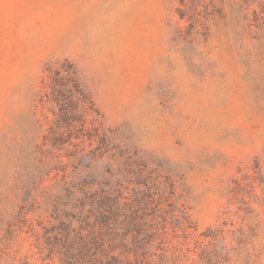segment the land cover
Masks as SVG:
<instances>
[{"label":"rangeland","instance_id":"1","mask_svg":"<svg viewBox=\"0 0 264 264\" xmlns=\"http://www.w3.org/2000/svg\"><path fill=\"white\" fill-rule=\"evenodd\" d=\"M0 192V264H264V0H0Z\"/></svg>","mask_w":264,"mask_h":264},{"label":"trees","instance_id":"2","mask_svg":"<svg viewBox=\"0 0 264 264\" xmlns=\"http://www.w3.org/2000/svg\"><path fill=\"white\" fill-rule=\"evenodd\" d=\"M182 19H185V16L182 14L180 15ZM192 26V25H191ZM69 95H65L64 93L61 95V97H57L56 103L57 105L62 109L63 114L61 116V121L65 125H69L72 123H80L82 121V118H80V96L85 95L82 88L79 86L77 82H74V85L69 87L68 92ZM70 96V98L68 97ZM59 98V99H58ZM70 104V105H69ZM66 106H70L71 110L74 112L71 113L69 116L65 111ZM74 113V114H73ZM73 114V116H72ZM81 134H77V139L81 138ZM17 198H19L17 196ZM6 198L5 195L0 192V249L4 246L5 242L7 241L8 237L15 232L14 227V221L19 220V212L16 211L18 208H20L18 205L13 208V213L10 214L5 211L4 208H6ZM104 216V215H103ZM101 214L97 213L95 217V221L97 222V225H99L101 231L104 233L102 237H99L96 233V227H91L90 231V238L84 239L83 237H80L81 241L76 243L75 245L72 244V251L73 254L76 256L74 259V262L70 263L69 260H66L64 264H152L149 263L148 257L141 259L139 257H136L135 260H131V262L124 263L122 260H120L114 253L113 250V239L116 236L115 230L113 228V224L110 221L109 218L103 217ZM8 217H13V221H9ZM107 237V238H106ZM107 241H111L112 245L109 246V243H106ZM107 244H109L107 246ZM108 248V250H107ZM82 262V263H81Z\"/></svg>","mask_w":264,"mask_h":264}]
</instances>
